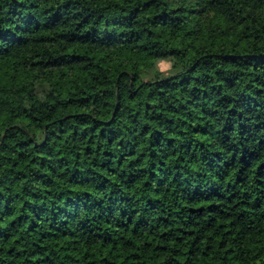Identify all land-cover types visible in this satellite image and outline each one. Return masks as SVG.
Here are the masks:
<instances>
[{
	"label": "trees",
	"instance_id": "trees-1",
	"mask_svg": "<svg viewBox=\"0 0 264 264\" xmlns=\"http://www.w3.org/2000/svg\"><path fill=\"white\" fill-rule=\"evenodd\" d=\"M0 264H264V0H0Z\"/></svg>",
	"mask_w": 264,
	"mask_h": 264
},
{
	"label": "rangeland",
	"instance_id": "rangeland-1",
	"mask_svg": "<svg viewBox=\"0 0 264 264\" xmlns=\"http://www.w3.org/2000/svg\"><path fill=\"white\" fill-rule=\"evenodd\" d=\"M169 64L166 63V62H161L159 65H158V68L161 70V71H167L169 69Z\"/></svg>",
	"mask_w": 264,
	"mask_h": 264
}]
</instances>
